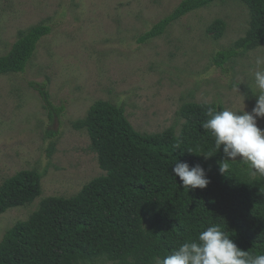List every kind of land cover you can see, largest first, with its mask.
<instances>
[{"label": "rangeland", "instance_id": "rangeland-1", "mask_svg": "<svg viewBox=\"0 0 264 264\" xmlns=\"http://www.w3.org/2000/svg\"><path fill=\"white\" fill-rule=\"evenodd\" d=\"M182 1L0 0V57L21 32L41 24L52 28L25 73L0 77V187L17 173L34 171L43 190L31 205L0 216V242L43 199L72 198L105 175L88 133L75 128L96 102L124 109L134 129L148 135L173 126L179 131L178 113L187 103L233 110L245 103L251 112L258 97L249 85L255 71L264 70L256 64L264 59V46L223 68L214 64L218 52L246 36L245 5L218 2L174 23L163 36L140 42ZM220 20L225 29L216 38L207 30ZM31 84L45 88L52 107ZM258 126L264 129V119Z\"/></svg>", "mask_w": 264, "mask_h": 264}, {"label": "trees", "instance_id": "trees-1", "mask_svg": "<svg viewBox=\"0 0 264 264\" xmlns=\"http://www.w3.org/2000/svg\"><path fill=\"white\" fill-rule=\"evenodd\" d=\"M223 1L183 0L140 42L157 39L186 16ZM236 1L249 11V29L214 57L219 68L264 46V0ZM224 29L220 20L207 31L220 38ZM51 32L46 24L21 32L9 53L0 57V77L25 73ZM31 87L47 108L52 107L45 88ZM208 107L224 109L187 103L178 113L183 121L179 131L173 126L148 135L134 129L124 109L96 102L75 128L88 133L105 175L72 198L43 199L28 221L6 232L0 264H153L154 257L163 258L182 243L196 240L212 224L221 225L250 255L264 254V177H250L240 161H229L226 173H220L223 148L216 150L214 139L202 128L209 119ZM177 162L201 165L210 184L186 191L172 172ZM42 194L38 172L17 173L0 187V216L31 205Z\"/></svg>", "mask_w": 264, "mask_h": 264}, {"label": "clouds", "instance_id": "clouds-1", "mask_svg": "<svg viewBox=\"0 0 264 264\" xmlns=\"http://www.w3.org/2000/svg\"><path fill=\"white\" fill-rule=\"evenodd\" d=\"M256 64H264V59L258 57ZM249 87L258 97L251 112L245 110V103L242 110L216 111L208 107L209 119L202 123V128L214 139L215 149L223 148L221 174L228 170L229 161L239 160L247 166L250 177H264V129L258 126V119H264V70L255 71L254 86ZM172 172L188 192L204 189L211 182L199 164L190 167L188 163L177 162ZM153 264H264V254L250 255L237 246L221 225L212 224L200 231L196 240L182 243L163 258L154 257Z\"/></svg>", "mask_w": 264, "mask_h": 264}]
</instances>
